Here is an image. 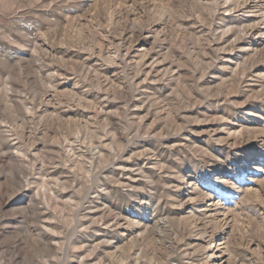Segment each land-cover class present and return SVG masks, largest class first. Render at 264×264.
I'll use <instances>...</instances> for the list:
<instances>
[{
	"label": "rangeland",
	"instance_id": "obj_1",
	"mask_svg": "<svg viewBox=\"0 0 264 264\" xmlns=\"http://www.w3.org/2000/svg\"><path fill=\"white\" fill-rule=\"evenodd\" d=\"M0 264H264V0H0Z\"/></svg>",
	"mask_w": 264,
	"mask_h": 264
}]
</instances>
